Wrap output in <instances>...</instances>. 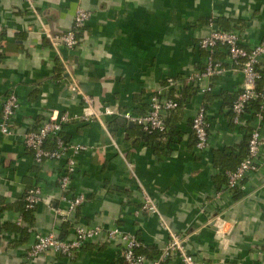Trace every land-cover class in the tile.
Returning <instances> with one entry per match:
<instances>
[{"label":"crops","instance_id":"obj_1","mask_svg":"<svg viewBox=\"0 0 264 264\" xmlns=\"http://www.w3.org/2000/svg\"><path fill=\"white\" fill-rule=\"evenodd\" d=\"M34 7L36 12L26 0H0V117L9 92L19 103L15 134L0 136V264H125L120 243L102 239L73 257L52 251L29 257L36 234L69 239L77 224L135 234L141 252L154 260L169 233L157 216L142 211L144 194L198 264H264V151L259 171L246 176L239 192L227 189L225 175L234 164L224 167L229 164L221 155L241 154L254 125L251 119L247 126L232 120L231 105L245 84L242 72L231 68L226 49L218 47L214 56L226 71L205 81L211 93L185 95L186 86L166 91L168 79L182 81L205 67L207 52L199 43L214 27L236 30L248 49L263 42L264 0H34ZM79 9L91 12L79 46L53 48L45 30L66 32ZM259 69L264 87V58ZM73 83L96 110L116 106L134 115L148 112L155 93L185 95L165 118L170 139L164 150L157 152L155 139H144L121 116H106L103 123L71 121L63 138L88 149L76 156V172L63 192L64 160L37 164L24 135L64 112H86L82 96L70 90ZM202 105L209 147L198 152L192 121ZM33 188L42 191V201L26 212L24 197ZM79 194L86 202L70 215L63 197ZM215 217L225 222L226 240L216 233ZM170 264H182L180 257Z\"/></svg>","mask_w":264,"mask_h":264},{"label":"built area","instance_id":"obj_2","mask_svg":"<svg viewBox=\"0 0 264 264\" xmlns=\"http://www.w3.org/2000/svg\"><path fill=\"white\" fill-rule=\"evenodd\" d=\"M34 12V0H26ZM91 18V12L79 9L76 12L73 26L66 32L52 34L50 29H46V36L53 48L65 46L68 49H75L79 46L80 41L77 34L80 33L87 25ZM214 27V23L211 22ZM199 47L202 51L207 52V62L203 70L189 74L184 79L171 81L166 85V91L170 92L171 88L182 86H198L201 93L212 92V86L204 85L205 81H211L216 77L224 74L225 66L214 58L215 51L218 47L225 48L232 69L242 72L244 76V87L237 95L233 106V122L239 126H247L250 119L253 120L252 131L248 140V150L246 157L237 166L235 171L227 173V189L233 192L235 189H244V182L248 174L258 172L260 169V159L264 151V93L258 89V81L262 78L260 64L264 58V41L257 46L248 49L242 44L240 35L236 30H223L213 28L211 33L203 38ZM70 90L80 94L85 101L86 112L80 116L72 117L68 112L62 113L58 117H52L44 122L35 131H28L24 135V144L31 150L34 160L37 164H43L46 160H64V172L59 180L63 192H68L72 176L77 169L76 156L82 151H86L88 146L80 144H67L61 136L64 125L71 121L97 120L103 123L106 116H121L127 122L141 127L146 132H164L166 130L165 118L171 112L178 108L176 101L169 97H164V92H158L151 96L149 110L144 115H134L131 112H121L116 106H104L100 111L96 110L94 101L85 95L80 87L76 84H70ZM260 102L261 110L249 112L251 104ZM19 109L18 98L15 92H9L6 96L0 117V136L10 137L15 134L14 122L16 112ZM192 131L196 138V149L203 152L209 147V123L207 110L202 105L198 108L193 121ZM47 142L54 143V149L46 148ZM68 204V214H74L77 209L86 202V196L79 194L77 196L63 197ZM42 201V191L39 188L30 190L26 197V209L34 210ZM144 213L157 216L159 225L169 233V242L161 250V253L154 260H149L145 255L138 253L142 247L140 239L132 233L121 230L119 227L105 229L101 226H84L77 224L74 230V236L69 239H61L54 233L46 235L36 234L35 243L32 246L29 257L37 258L40 255L52 251L68 257H73L76 252L85 248L87 243L94 239H102L109 243L121 245V256L125 264H170V260L179 256L182 264H198L195 257L190 254L181 239L180 235L174 233L161 214L153 198L144 194L141 207ZM18 225H22L23 220L18 219ZM213 225L216 233L223 240L227 239L229 234L225 230V222L220 217L213 219Z\"/></svg>","mask_w":264,"mask_h":264},{"label":"trees","instance_id":"obj_3","mask_svg":"<svg viewBox=\"0 0 264 264\" xmlns=\"http://www.w3.org/2000/svg\"><path fill=\"white\" fill-rule=\"evenodd\" d=\"M77 37L79 38L80 37V33H78L77 34ZM227 52V51H226ZM214 58H215V56H214ZM216 59V58H215ZM204 69V68H203ZM202 69V70H203ZM169 80H170V82L173 80V81H177V80H179V79H168L167 81H166V84H169ZM261 82H262V78L258 81V89L261 91V92H263L264 93V87H262L261 86ZM174 91V89L172 90V92ZM198 91H199V87L198 86H195V85H192V86H186V92H185V95H188V94H196V93H198ZM208 93H211V92H207L206 94H208ZM184 95V96H185ZM182 97V96H180V97H173V98H171V99H173L174 101H176L177 102V104H178V108L179 107H181V105H182V101H184V98L185 97ZM170 98V97H169ZM235 101V100H234ZM234 101H233V103H234ZM233 103H232V105H231V112H232V106H233ZM204 107H205V109L207 110V108H206V106L205 105H203ZM177 108V109H178ZM176 109V110H177ZM250 111L249 112H251L252 111V113L254 114L255 112H258V111H260L261 110V104H260V102H254V103H252L251 104V107H250V109H249ZM263 114H264V112H263ZM232 115H233V112H232ZM169 117H170V115H169ZM168 117V118H169ZM165 124H166V130L164 131V132H159V131H157V132H146V131H144L141 127H139L140 129H141V135L143 136V138L144 139H155V140H152V141H154L155 142V144L153 145L154 146V148H155V150L158 152V151H163L164 150V146L163 145H165V142L168 140L169 141V139H170V119H167V120H165ZM252 131V129H250L249 130V134H248V136H247V140H245L246 142L243 144V146H242V150H243V152L241 153V154H239L238 156H236V155H234V153H230V154H221V155H223L222 156V158L223 157H227V161H228V164L229 165H226V166H224V167H227V168H232L231 167V165L230 164H234V166H233V168L232 169H230L228 172H230V171H235L236 170V168H237V166L241 163V161L246 157V155H247V150H248V140H249V137H250V132ZM61 136H62V133H61ZM195 137V136H194ZM62 138H63V136H62ZM64 139V138H63ZM156 139H159V141L158 140H156ZM163 142H162V141ZM64 141L67 143V144H69V143H71V142H67L65 139H64ZM195 146H196V138H195ZM46 148H48V149H54L55 148V146H54V143H51V142H47V144H46ZM224 159V158H223ZM221 165H222V163H220ZM228 172H226V182H228V177H227V173ZM34 189V188H33ZM32 190V189H31ZM241 190H243V189H235L233 192H239V191H241ZM30 191V190H29ZM28 191V192H29ZM28 192L25 194V197H24V210L26 211V212H31V211H33V210H27L26 209V197H27V194H28ZM239 194H241V193H239ZM61 239H63V238H61ZM65 239V238H64ZM142 247H143V244H142ZM142 247L138 250V253H140V254H143L142 252H141V249H142ZM144 255V254H143Z\"/></svg>","mask_w":264,"mask_h":264}]
</instances>
